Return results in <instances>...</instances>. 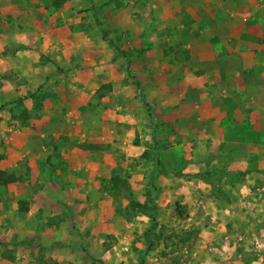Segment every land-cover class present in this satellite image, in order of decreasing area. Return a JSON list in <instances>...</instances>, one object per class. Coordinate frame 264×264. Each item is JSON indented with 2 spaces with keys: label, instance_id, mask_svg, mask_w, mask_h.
<instances>
[{
  "label": "rangeland",
  "instance_id": "rangeland-1",
  "mask_svg": "<svg viewBox=\"0 0 264 264\" xmlns=\"http://www.w3.org/2000/svg\"><path fill=\"white\" fill-rule=\"evenodd\" d=\"M158 1L155 13L149 0H0V164L29 178L23 157H37L39 182L41 139L52 140L55 156H69L72 180L88 181L85 198L69 193L72 236L57 246L72 250L67 264H264V107L226 102L230 84L242 82L220 60L230 59L228 47L206 82L211 106L199 107L190 87L178 107ZM48 32L61 46L46 55ZM256 57L246 71L264 83V52ZM10 85L24 94H7ZM23 107H51V119L41 127ZM47 164L53 180L55 162ZM84 200L91 205H76ZM29 207L19 199L0 209V264H60L40 257L39 235L21 234ZM60 211L39 214L62 226Z\"/></svg>",
  "mask_w": 264,
  "mask_h": 264
},
{
  "label": "crops",
  "instance_id": "crops-1",
  "mask_svg": "<svg viewBox=\"0 0 264 264\" xmlns=\"http://www.w3.org/2000/svg\"><path fill=\"white\" fill-rule=\"evenodd\" d=\"M161 2L163 6L160 8H167L165 9L164 16L168 18L165 20L162 18L163 24L161 29L167 35L163 37L159 48L162 49V53L168 54L166 57L167 61H164V64L167 63L169 65L171 75L177 73V86L180 89L177 94L178 107H183L182 97L186 98L190 96V87L198 89V93H192V95L198 97L201 95L199 107L211 106L213 95L209 94V88L206 82L209 79L216 78L213 72H215L214 65L220 63V57L218 58L217 56L219 48L228 47V49L230 48L232 50L227 54V57L230 59L221 58L220 60H226V67L233 68L229 73L231 82H234L236 79L242 82L240 85L230 84L231 87L229 86L228 91L230 90L229 93L231 96L225 98L226 102L229 100L228 102L232 103L233 107H257V112H262L263 110L260 107H264L263 78L259 71L249 74L247 71L251 72L255 68L251 69L247 67L251 66L253 60L257 58L256 55L258 53L264 52V0H161ZM148 5L154 10L153 12L157 13L160 1L149 0ZM184 15L185 19L183 20L181 18ZM235 15L239 17H234ZM261 16L263 17L262 19ZM252 23L256 25L255 28L251 25ZM49 34L48 32L46 37L47 41L41 44L42 51L46 55L53 54L56 48L61 46L57 39L51 43V38L48 37ZM195 34H197L198 38L193 37ZM15 40L19 43L22 42L17 39ZM65 48L62 49L63 52H65ZM61 57H63L61 61H65L66 55L64 53L60 54L59 58ZM221 72L226 74L224 68ZM210 73L212 74L210 75ZM138 89L141 91L139 85ZM8 90L11 91H8L7 94L15 93L16 91L18 94H24L22 93L24 92L22 86L14 87L10 85ZM208 94L210 96L209 98ZM169 103L173 107V98ZM18 108L22 109V107ZM23 108L28 110L29 115L31 114V119H33L31 121H38L41 127L45 126L44 121L51 119L48 114L51 107H41V109L36 107ZM8 113L10 112L8 111ZM7 114H5L6 121L10 119L9 117L7 118ZM215 119L220 120L218 117H215ZM218 125L219 121H217ZM245 142L249 143V140ZM251 142L262 144L263 140H252ZM54 144L55 142L52 140L41 139V165L43 163L46 165V175L48 176L51 170L47 163L55 162L57 169L54 172L55 177L53 180H50L46 176V178L37 182L39 174H41L40 177L44 174V170H40L38 167L37 157L30 159L28 156L23 157V161L28 162L33 167L29 178L24 175L22 176L19 172L16 173L14 170L8 172L9 169H5V166H2V163L0 164V170L15 173L17 177V181L14 183L7 186L0 185V191L3 190L5 192V187L9 190L7 198L4 196L0 200V209H5V203L7 201L13 203L16 208L19 199L28 200L30 202L29 212L21 216L22 221H18V224H21V234L33 232L40 236V242H36V244L41 245L45 251L40 255L41 258L45 255V259L51 260L53 258V260L58 261L60 264H67L69 262V256L73 253L72 250H63L58 247L60 245H66V238L72 236L70 234L72 225L67 224L68 220L71 222L70 220L73 216L69 215L66 207L68 204L73 206L75 203L72 201L68 202L70 200L68 199L69 193L79 192L85 198V189L88 181L84 178L72 180L73 169L70 168V163L67 161L69 156L65 155L64 158L62 155L55 156L53 152ZM244 157L245 160L249 158L247 154L242 156V166L246 164ZM49 193H58V196L51 198L50 196L48 197ZM59 193L61 196L63 195L64 200L65 198L67 199L62 201V198H58L61 197ZM88 202L84 200L76 205L78 207H89L91 203ZM50 205H54V207H59L63 210L53 215L59 216L57 217L58 220L62 218L66 220L65 223L63 222L64 224L61 223L62 226L53 225V222H51L52 215L51 217L50 215L42 217L39 214L40 208L49 207ZM73 214L75 215V213ZM0 222H5V219L2 221L0 217ZM33 228L34 230H32ZM211 236L214 240L221 238V235L220 237L216 234Z\"/></svg>",
  "mask_w": 264,
  "mask_h": 264
},
{
  "label": "trees",
  "instance_id": "trees-1",
  "mask_svg": "<svg viewBox=\"0 0 264 264\" xmlns=\"http://www.w3.org/2000/svg\"><path fill=\"white\" fill-rule=\"evenodd\" d=\"M17 181V177L14 173H8L7 171L4 170H0V185H9L11 183H14ZM133 208H142V205L140 203H133L132 205ZM154 216H152V218H154Z\"/></svg>",
  "mask_w": 264,
  "mask_h": 264
}]
</instances>
